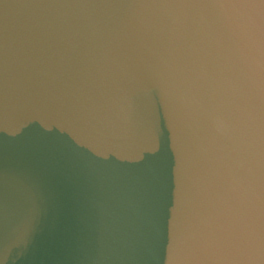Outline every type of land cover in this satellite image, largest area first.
Returning <instances> with one entry per match:
<instances>
[{
	"label": "clouds",
	"instance_id": "clouds-1",
	"mask_svg": "<svg viewBox=\"0 0 264 264\" xmlns=\"http://www.w3.org/2000/svg\"><path fill=\"white\" fill-rule=\"evenodd\" d=\"M0 264H264V0H0Z\"/></svg>",
	"mask_w": 264,
	"mask_h": 264
}]
</instances>
